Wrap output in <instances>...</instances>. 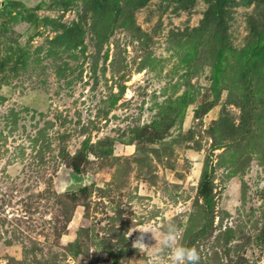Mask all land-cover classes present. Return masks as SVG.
<instances>
[{"label":"rangeland","instance_id":"obj_1","mask_svg":"<svg viewBox=\"0 0 264 264\" xmlns=\"http://www.w3.org/2000/svg\"><path fill=\"white\" fill-rule=\"evenodd\" d=\"M169 225L264 264V0H0V264H170Z\"/></svg>","mask_w":264,"mask_h":264},{"label":"clouds","instance_id":"obj_2","mask_svg":"<svg viewBox=\"0 0 264 264\" xmlns=\"http://www.w3.org/2000/svg\"><path fill=\"white\" fill-rule=\"evenodd\" d=\"M134 232H138L136 239L132 242V248L139 252H144L148 246L145 243L146 234H151L156 242L154 229L151 226L142 228H130L128 237H131ZM159 247L161 250H168L170 254V264H199L200 254L195 247H186L180 244L178 229L174 225H169L166 230L162 231L159 236Z\"/></svg>","mask_w":264,"mask_h":264},{"label":"trees","instance_id":"obj_3","mask_svg":"<svg viewBox=\"0 0 264 264\" xmlns=\"http://www.w3.org/2000/svg\"><path fill=\"white\" fill-rule=\"evenodd\" d=\"M198 193L204 200L206 212H209L210 211V196L208 194L207 181L205 178H202L199 183Z\"/></svg>","mask_w":264,"mask_h":264},{"label":"crops","instance_id":"obj_4","mask_svg":"<svg viewBox=\"0 0 264 264\" xmlns=\"http://www.w3.org/2000/svg\"><path fill=\"white\" fill-rule=\"evenodd\" d=\"M90 264H107V263H105V262H93V263H90Z\"/></svg>","mask_w":264,"mask_h":264},{"label":"water","instance_id":"obj_5","mask_svg":"<svg viewBox=\"0 0 264 264\" xmlns=\"http://www.w3.org/2000/svg\"><path fill=\"white\" fill-rule=\"evenodd\" d=\"M74 186L73 185H70L69 187H68V189H71V188H73Z\"/></svg>","mask_w":264,"mask_h":264}]
</instances>
